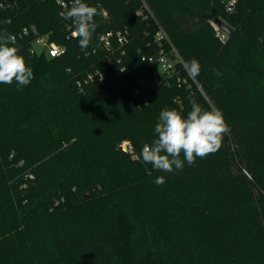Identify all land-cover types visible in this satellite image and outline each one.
Wrapping results in <instances>:
<instances>
[{"label":"trees","instance_id":"1","mask_svg":"<svg viewBox=\"0 0 264 264\" xmlns=\"http://www.w3.org/2000/svg\"><path fill=\"white\" fill-rule=\"evenodd\" d=\"M50 1L15 0L13 7L0 8V32L14 34L36 25L68 46L55 57L22 51L34 78L23 87L0 84V264H264V180L251 145L254 132L264 124V105L255 96L231 115L219 95L230 81L252 89L264 87V0H237L227 16L222 14L226 0H165L164 5L147 0L186 63L198 60L200 72L195 78L230 128L218 150L228 178L204 166L210 164L208 155L193 167L184 163L181 184L121 150L125 138L138 147L157 138L155 120L144 132L149 113L159 117L163 109H175L186 116L193 100L185 98L179 105L172 97L197 86L193 79L179 86L174 77L165 78L166 85L157 77L149 81L146 69L157 73L159 69L142 60L138 49L143 48L145 35L153 39L155 24L136 14L141 0H86L99 10L86 50H81L77 38L68 37L72 22L61 15L60 2ZM216 17L234 26L220 54L212 57L182 46L183 36L211 27ZM8 18L11 24L4 23ZM125 27L139 32L134 49L122 56L125 69L107 61V71L116 69L114 77L77 86L78 79L106 61L100 34ZM158 48L154 43L150 53ZM232 48L231 59L220 63ZM128 84L137 85L139 91H126ZM144 95L147 99L138 108L134 100ZM158 176L165 183L159 185L149 221L141 228L118 195ZM238 178L243 189L231 183ZM95 185L107 189L112 217L94 226L79 217L67 235L54 233L57 213L70 212L80 194L83 198ZM13 188L21 190L22 211L10 192ZM199 212L201 216L188 219ZM203 220L218 233L216 247L208 248L209 242L199 235Z\"/></svg>","mask_w":264,"mask_h":264},{"label":"rangeland","instance_id":"2","mask_svg":"<svg viewBox=\"0 0 264 264\" xmlns=\"http://www.w3.org/2000/svg\"><path fill=\"white\" fill-rule=\"evenodd\" d=\"M60 0H56V2L59 3ZM157 2H161L164 5L165 0H155ZM49 3H51L50 0H48ZM48 5L47 3H45ZM149 4V3H148ZM44 4L40 5L38 9H43ZM140 8V7H139ZM139 8L136 11V14L139 16H142L143 18H148L152 19L153 23L155 24V33L157 30V24H156V19L160 22L158 17L156 16V13L152 6L149 5V11L146 12H141ZM107 13V11H105ZM222 14L224 16L227 15H232V12H230L227 8V2H224L223 5V10ZM226 22H228L226 20ZM161 23V22H160ZM162 24V23H161ZM216 23L212 20L211 21V27H207L201 31H198L192 35L188 36H183L181 39L182 46L184 47H192L196 48L199 50L202 54H206L208 56L212 55V57L220 54L221 50L229 44V38H230V33L225 31V37L221 38L218 36L217 29L215 25ZM232 28L234 27L231 23L228 22ZM113 33L115 34L116 38L114 39L113 46L111 48H107V51L104 55L106 58V61H103V66L102 67H95L94 70H91L89 72L94 73L93 79H90L87 83H85V86L90 84L91 82L94 81H102L108 77H114L116 75V72L114 69V72L107 71L108 66H106L107 61L110 64H113L115 61L119 65L122 64V56H127L129 49L133 50L135 47V43H137V35L139 32L134 31L133 29L129 27H125L123 30H115L111 29ZM118 32H121V34L125 35L126 39L123 42H120L118 38ZM104 32L100 34V40H101V45L103 48H105V45L102 42L101 36ZM153 39L150 40L151 38L147 36V39L143 45L142 49H138V53L144 54V53H150L153 50L154 43V36ZM252 44H254V47L257 45L256 40L251 41ZM65 46V51L68 48L66 44H62ZM77 48V47H74ZM149 51V52H148ZM235 52V48H232L231 50L228 51L226 56H223L220 60V63L227 62L229 59H231L232 55ZM181 67V66H180ZM147 68V67H146ZM97 69H100L101 74L97 73ZM125 69V64L121 65V71ZM88 72V73H89ZM146 72L149 76V81L155 79L157 77L158 79L160 78V82H162L163 85H166L168 83L167 80H165L164 76H161L160 73L156 70L153 69H146ZM87 73V74H88ZM101 75L103 79H101ZM87 77V75L85 76ZM80 80V79H78ZM77 80V81H78ZM197 80V79H196ZM83 81V80H82ZM198 82V80H197ZM196 88L194 87L193 89L190 90H182L181 93L176 94L175 96L172 97L173 102L178 103L179 105L183 103V100L185 98L193 100L200 105L204 106H209L212 109H215L214 104L209 98L206 90L202 86L200 82H198ZM79 86V85H77ZM84 86V85H83ZM82 86V87H83ZM80 87V86H79ZM85 88V87H84ZM128 89L126 91L130 92H138L139 87L137 85H131L128 84L127 86ZM223 91L220 95V100L225 106V110L229 111V114L235 115L237 114L241 109L244 103L248 100H251V98H254L255 96L259 97L261 100V103L264 105V87H258L256 89L252 88H247L243 84H239L237 81H230L224 85L222 88ZM80 91V90H78ZM81 92V91H80ZM218 93V92H217ZM163 96V95H162ZM160 95V97H162ZM142 99V100H141ZM145 95L143 98H137L134 100V104L137 105L138 108H141L143 106V100H146ZM165 102H169L165 99H162ZM147 120V126L145 128L144 132H148V129L151 130V126L149 124L150 120H155L158 122V116L153 113H149L146 116ZM103 135V133H102ZM97 136H100L98 134ZM251 145H252V150L257 151V154L254 153L253 158L254 161H257L259 164V172L261 174L262 179L264 180V124L259 126L256 131L254 132L252 139H251ZM148 144V143H146ZM142 146H136L134 144V141L131 140L130 138H125L122 140V152L125 153V155L129 156L133 161L135 162H142V157H141V151H142ZM220 151L215 152L214 154L209 155L210 164H204L205 167L209 165L210 168H213L216 170V174H218V177L220 178H228V172H227V165L224 161L222 162V156L220 155ZM181 159H183V156H181ZM218 160H221V163L219 164ZM206 162V161H205ZM198 165V158L195 162L194 165H191L192 167ZM182 169H176L173 172L169 173L170 176L173 178L175 184H181L183 182V173L181 171ZM243 171L249 175L250 180H253L252 176L248 173L246 168H243ZM155 180L148 181L145 184L132 187V188H127L123 193L118 195V199L121 200L126 207L131 211L132 215L137 219L141 225V228H143L149 221L150 217V207H151V202L154 200L155 195L157 194L158 190L160 189L159 185L154 182ZM243 180L241 178L232 180L231 183L238 189H243ZM34 185V181L31 182L30 188L32 190V187ZM25 188V185H22ZM185 188V187H184ZM183 188V189H184ZM182 189V192L184 190ZM12 190V192H11ZM20 188L16 189H10V192L13 193L14 201L16 205L18 206V209L20 211L23 210L24 205L20 202ZM187 190V189H186ZM190 191V190H188ZM190 193V192H189ZM80 194V192H79ZM106 195H107V189L102 187L101 185H95L92 188V191H87L85 193V196L82 198V193L80 194V198L78 199V202L76 205L71 209L70 212L65 213L63 211H59L58 214V222L57 225L55 226V232L56 234H64L67 235V231L71 229L73 224H76V221H78L79 217L81 220H88L89 226H94V225H99L102 222L108 221L109 218L112 217L113 211L109 207V204L106 200ZM201 216L200 212L195 213V214H189L188 219H192L195 217ZM187 219V217H186ZM199 235L203 236L205 238L204 240H207L209 244L206 246L208 248L210 247H216L217 245V239H218V233L215 231V229H211L207 226V221L203 220L201 222L200 228H199ZM216 240H215V238ZM215 240V243L213 241ZM215 245V246H214Z\"/></svg>","mask_w":264,"mask_h":264},{"label":"clouds","instance_id":"3","mask_svg":"<svg viewBox=\"0 0 264 264\" xmlns=\"http://www.w3.org/2000/svg\"><path fill=\"white\" fill-rule=\"evenodd\" d=\"M63 7L66 11L61 15L71 20L74 28L71 35L78 39L81 50H86L97 28L94 18L99 14L98 6H90L86 0H71L70 6L63 4ZM4 23L11 24V18ZM15 42V36L7 30L0 32V84L15 82L23 87L31 82L34 74L25 58L19 54ZM188 70L191 75H198V60L193 58L188 62ZM154 131L157 138L142 147V160L151 164L156 171L171 173L182 169L185 162L191 166L197 158L203 159L217 152L230 128L219 109L206 110L193 101L186 116L175 109H163ZM154 182L162 185L165 178L158 176Z\"/></svg>","mask_w":264,"mask_h":264},{"label":"built area","instance_id":"4","mask_svg":"<svg viewBox=\"0 0 264 264\" xmlns=\"http://www.w3.org/2000/svg\"><path fill=\"white\" fill-rule=\"evenodd\" d=\"M59 2L62 7L61 13L66 11V9L63 7V4H68L70 6L71 3V1L68 2L66 0H60ZM226 2L228 10L233 12L236 7L237 0H226ZM14 3L15 0H0V8L13 7ZM139 10L142 13L150 10L147 0H141ZM156 24L157 30L154 36V41L157 43L159 48L154 53L142 54V60L156 65L161 75H163L165 78H176L179 86L188 84L190 79H193L197 85H200L198 84L195 76L190 74L188 70V64L174 44L167 29L157 19ZM216 29L218 36L224 38V30L219 25L216 26ZM68 30V37H73L71 35L72 31L74 30L72 23L68 25ZM118 33L117 39L120 42H123L126 39L125 35L121 34V32ZM12 35H14L16 38L15 46L19 49L20 55L22 51H27L30 55L45 53L49 57H55L60 56L65 52L64 45L52 40L49 34L41 32L36 25L24 26L22 29ZM115 38L116 36L111 30L104 32L101 36L103 44L108 49L113 46ZM99 70L100 69H97V73L101 74V71ZM183 70L188 73V76L183 73ZM93 77L94 73L89 72L83 81L80 79L77 81V83L80 87H82L90 79H93Z\"/></svg>","mask_w":264,"mask_h":264},{"label":"water","instance_id":"5","mask_svg":"<svg viewBox=\"0 0 264 264\" xmlns=\"http://www.w3.org/2000/svg\"><path fill=\"white\" fill-rule=\"evenodd\" d=\"M214 22L228 33L233 31V28L220 17H216Z\"/></svg>","mask_w":264,"mask_h":264}]
</instances>
